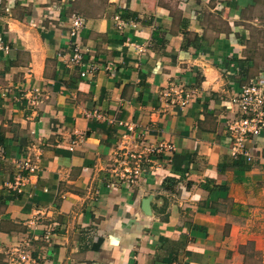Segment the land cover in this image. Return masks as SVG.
<instances>
[{
    "label": "crops",
    "instance_id": "0c3cea01",
    "mask_svg": "<svg viewBox=\"0 0 264 264\" xmlns=\"http://www.w3.org/2000/svg\"><path fill=\"white\" fill-rule=\"evenodd\" d=\"M7 4L0 264H12L9 252L24 239L38 264L264 261V131L248 137L247 162L231 156L228 129L239 116L233 96L264 78V0ZM70 12L85 19L78 39ZM75 43L97 64L93 76L69 64ZM150 142L172 150L147 155L139 178L114 174L134 166L133 144ZM27 156L38 170L24 173L19 192L12 184ZM36 210L44 214L30 230Z\"/></svg>",
    "mask_w": 264,
    "mask_h": 264
},
{
    "label": "built area",
    "instance_id": "2783aa9c",
    "mask_svg": "<svg viewBox=\"0 0 264 264\" xmlns=\"http://www.w3.org/2000/svg\"><path fill=\"white\" fill-rule=\"evenodd\" d=\"M8 0H0V10L2 8L8 9ZM114 19L117 21V25L120 29H123L127 25V21L120 15H115ZM70 34L77 39L80 37V32L84 26V17L77 12H70L68 15ZM10 45L0 41V51L8 53L10 51ZM86 49H83L80 43H75L73 52L69 55V64L73 67H82L81 76L88 77L93 76L97 64L94 61L87 60L85 57ZM113 63L108 64L107 68L114 70ZM6 94H13L15 90L12 87L5 89ZM31 103L34 104L37 101V97L31 98ZM232 103L235 104L239 110V116L231 121L228 125L229 129V152L234 159L243 158L247 162L253 160V156L248 148V137L259 136L264 131V78H251L249 81L241 85L240 89L232 98ZM181 105L187 103V98H182ZM133 129V128H131ZM78 141L74 142L70 149L73 150ZM172 150V146L165 142L156 144L153 142L145 144H133L132 150L128 152L131 159L135 160L134 166L127 165L120 170L115 168L114 174L118 175L122 179L127 181L139 178L142 175V163L145 157L150 154H158L163 151ZM38 170V165L34 163L30 157H25L17 164V174L12 187L19 192L22 191L23 186L26 183L25 172L34 174ZM44 212L42 210H36L31 216V220L27 223L30 230L35 229L39 225ZM45 237L48 239L51 236V230L46 229ZM30 239H24L11 250L12 264H38L37 260L33 257L30 250Z\"/></svg>",
    "mask_w": 264,
    "mask_h": 264
},
{
    "label": "rangeland",
    "instance_id": "374dc122",
    "mask_svg": "<svg viewBox=\"0 0 264 264\" xmlns=\"http://www.w3.org/2000/svg\"><path fill=\"white\" fill-rule=\"evenodd\" d=\"M262 260V259H261ZM263 260H262V262L260 261V259L259 260H257V259H253L252 261H250V262H248V264H263Z\"/></svg>",
    "mask_w": 264,
    "mask_h": 264
},
{
    "label": "water",
    "instance_id": "95a60500",
    "mask_svg": "<svg viewBox=\"0 0 264 264\" xmlns=\"http://www.w3.org/2000/svg\"><path fill=\"white\" fill-rule=\"evenodd\" d=\"M148 205H149V200L148 199H145L143 201V207H144V209H148Z\"/></svg>",
    "mask_w": 264,
    "mask_h": 264
}]
</instances>
